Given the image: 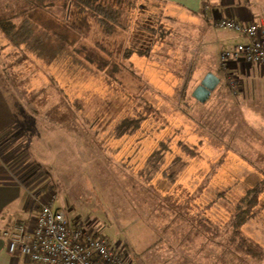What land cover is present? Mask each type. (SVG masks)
<instances>
[{
	"label": "rangeland",
	"instance_id": "obj_1",
	"mask_svg": "<svg viewBox=\"0 0 264 264\" xmlns=\"http://www.w3.org/2000/svg\"><path fill=\"white\" fill-rule=\"evenodd\" d=\"M106 3L122 17L113 36L71 11L68 17L79 24L80 34L62 23L51 25L69 39L91 73L71 59L46 68L0 33V88L24 126L18 130L22 153L13 175L29 179L33 196L43 203L53 200L72 224L107 239L123 260L131 254L147 264H250L224 248L229 231L222 228L213 240L197 226L199 218L222 226L237 199L264 179V156L243 149L255 141L252 123L258 115L254 95H240V86L249 85L240 74L247 67L225 68L220 62V51L233 49L242 38L221 28L201 34V14L168 4ZM62 13L57 6L51 14L38 9L33 16L52 23ZM152 30H161V37ZM134 49H149L150 58ZM207 73L219 83L201 103L191 94ZM140 80L145 91L137 86ZM140 97L154 107L158 121L117 135ZM76 132L86 146L85 163L77 155ZM169 137L167 152L156 167L149 166L150 156ZM178 142L193 148L195 156L177 150ZM260 206L261 201L254 217ZM252 219L243 226L247 236L262 227L261 221L253 227ZM259 236L264 245V232Z\"/></svg>",
	"mask_w": 264,
	"mask_h": 264
},
{
	"label": "trees",
	"instance_id": "obj_2",
	"mask_svg": "<svg viewBox=\"0 0 264 264\" xmlns=\"http://www.w3.org/2000/svg\"><path fill=\"white\" fill-rule=\"evenodd\" d=\"M145 1H152L154 7H158L164 3L158 0ZM22 3V9L20 8V10L9 11L6 16L0 18V33L1 35H4L11 46L21 48L46 68L62 66L66 61L68 62L71 59L74 65H79L88 73L93 71L91 70V67H88L87 64L82 61L83 59L81 60L79 56H76L72 47L73 44H70L71 42L69 39L63 37L51 27L52 24L57 25L62 23L66 30L80 34L82 31L80 30L79 24H76L75 21L68 17V11L81 17V21L92 20L96 24L100 33L106 37L115 35V33L118 32V29L121 28L122 17L119 9L106 3V0H22ZM26 5L28 8L24 9ZM57 6L63 10L62 17L59 21L51 19L53 21L51 23L49 20V22H46L47 20L44 19V22H38L34 19L35 17L33 16V13L36 10L41 9L47 14H51L52 10L54 8L56 9ZM160 8L158 9V13L161 10ZM152 31L159 35L158 37H161V30H156V32L154 30ZM180 49L182 48L180 47ZM190 50L188 49L186 51ZM132 51H134V54L139 57L144 55L150 58L151 55L149 49H134ZM130 53L131 49L126 50V52H124V58L128 59L131 55ZM85 59L90 62L92 58L88 56V58L85 57ZM128 67L130 71H133L130 66ZM193 69H195V67ZM95 74L97 73L95 72ZM52 83L56 84L55 80L52 81ZM142 83L143 80L138 81L137 86L142 87ZM147 88V85H145L142 87V91H145ZM181 89L182 93H184L185 85H183ZM57 90L58 93L61 92L59 87H57ZM141 98L142 97L133 103V106H131L130 110L124 116L125 118L120 122L116 129L118 133L117 135L131 134V132L139 130V128L148 122L156 123L158 121V117L154 116V107L145 103L147 102L146 98ZM62 111L63 110H61V113ZM73 136L75 144L78 145L77 155L82 157V163H85L86 157L84 156V149L86 146L82 144L81 137L77 132L74 133ZM170 144V137L166 138V141L160 142L156 152L150 156L147 162L148 165L156 167V162L165 154V152H167L168 149H166V147H169ZM175 147L189 158H193L196 154V152L193 151V148H190L184 142H178ZM162 176L168 177L165 172L162 173ZM263 192L264 179L254 184L253 187L247 189V191L237 199L229 219L222 226L212 220L202 218L197 220V226L200 227L202 232L211 236L213 240L219 239L218 236L220 231L224 228L223 231H229L225 236L224 248L231 249L235 256L244 260L262 262V259L264 258V247H261V245L252 237L247 236L243 231V226L248 220L254 218L257 212L256 209L259 206V197Z\"/></svg>",
	"mask_w": 264,
	"mask_h": 264
},
{
	"label": "crops",
	"instance_id": "obj_3",
	"mask_svg": "<svg viewBox=\"0 0 264 264\" xmlns=\"http://www.w3.org/2000/svg\"><path fill=\"white\" fill-rule=\"evenodd\" d=\"M19 1V2H18ZM162 3L177 7L183 11L200 15V33H215L219 27L215 23L219 20H233L236 23L248 25L252 21L264 22V0H158ZM23 8L22 0H0V18L7 15V12L20 10ZM27 5L24 9H27ZM230 31V30H228ZM233 32V31H231ZM235 33V32H234ZM242 40L236 42L234 48L241 43L247 42V39L236 33ZM220 40L218 41V43ZM226 50H221L220 54ZM247 67L246 71L241 72L242 78L249 85L242 84L240 95L253 96V105L255 111H258L256 119L253 121L254 130L252 135L255 137L254 143L246 144L244 151H256L257 155L264 156V67L253 68L257 65H249L242 59L228 60L225 68ZM224 67V66H223ZM24 127L22 121H19L17 111L11 107L6 97H4L0 88V264H35L22 256L10 257L4 251V239L1 235L3 230L10 229L18 222H26L30 225L35 223L38 205L42 204V200L36 195L33 196L28 189V180L19 172L13 175L14 165L18 162V158L22 153L19 128ZM252 140V139H251ZM256 142V144H255ZM5 171H3V170ZM39 194V193H38ZM261 208L256 217L252 219V226L256 227L257 222L261 221V228L254 229V233L249 232L248 236L255 239L262 245L261 236L264 232V192L260 196ZM259 215V216H258ZM260 219V220H257ZM123 248V246H122ZM223 254V253H222ZM221 253L218 256L223 257ZM126 264H147L140 259H134L128 254ZM156 263V262H155ZM154 263V264H155ZM264 264L262 262H255ZM38 264V263H37ZM254 264V261L250 262Z\"/></svg>",
	"mask_w": 264,
	"mask_h": 264
},
{
	"label": "built area",
	"instance_id": "obj_4",
	"mask_svg": "<svg viewBox=\"0 0 264 264\" xmlns=\"http://www.w3.org/2000/svg\"><path fill=\"white\" fill-rule=\"evenodd\" d=\"M217 27L242 35L247 42L220 54V62L242 59L249 65L264 67V22L248 25L219 20ZM35 223L18 222L3 230L4 251L10 257L22 256L35 264H126L121 253L107 239L89 233L67 220L53 200L38 205Z\"/></svg>",
	"mask_w": 264,
	"mask_h": 264
},
{
	"label": "water",
	"instance_id": "obj_5",
	"mask_svg": "<svg viewBox=\"0 0 264 264\" xmlns=\"http://www.w3.org/2000/svg\"><path fill=\"white\" fill-rule=\"evenodd\" d=\"M219 78L212 73H207L192 91V99L204 103L209 94L216 89Z\"/></svg>",
	"mask_w": 264,
	"mask_h": 264
}]
</instances>
